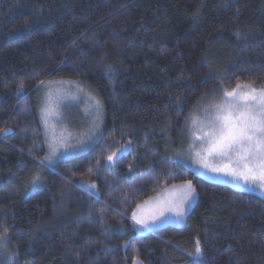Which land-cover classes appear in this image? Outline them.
<instances>
[{
  "label": "trees",
  "instance_id": "trees-1",
  "mask_svg": "<svg viewBox=\"0 0 264 264\" xmlns=\"http://www.w3.org/2000/svg\"><path fill=\"white\" fill-rule=\"evenodd\" d=\"M61 80L100 99L103 130L48 167L41 87ZM237 83L264 86V0H0V264H193L197 240L204 264H264V198L171 157ZM187 180L185 222L137 234L138 205Z\"/></svg>",
  "mask_w": 264,
  "mask_h": 264
},
{
  "label": "snow or ice",
  "instance_id": "snow-or-ice-1",
  "mask_svg": "<svg viewBox=\"0 0 264 264\" xmlns=\"http://www.w3.org/2000/svg\"><path fill=\"white\" fill-rule=\"evenodd\" d=\"M18 91H22V88ZM95 106L99 109V100L95 101ZM42 112L47 123L53 115L51 93ZM192 123L197 130L192 134L190 154L197 164L212 173L230 176L264 192V88L258 89L250 83H237L231 90L223 89V101L213 105L212 111L204 120L194 119ZM197 141L198 148L195 146ZM82 143L83 140H79L72 144L67 137L57 138L53 133L49 141V155L45 157L48 165L54 163L61 148L67 152ZM115 155V153L109 155L108 161L112 162ZM38 180V175L33 177V186ZM88 187L95 188V185ZM172 189L178 192L158 206L156 214L152 217L153 222L165 212L183 217L184 205L194 200L196 196V189L191 180L181 185H173ZM137 223L148 227V222L144 219H138ZM7 243V238L0 236V248L6 247ZM9 264H14V258ZM193 264H204V254L199 240L196 242Z\"/></svg>",
  "mask_w": 264,
  "mask_h": 264
},
{
  "label": "rangeland",
  "instance_id": "rangeland-1",
  "mask_svg": "<svg viewBox=\"0 0 264 264\" xmlns=\"http://www.w3.org/2000/svg\"><path fill=\"white\" fill-rule=\"evenodd\" d=\"M216 61L217 60H215V63L213 64V69L218 71L225 64V60ZM255 87L258 89L264 88V86ZM223 89L231 90L223 87L216 88L197 103L196 107L187 119L185 130L178 140V145L171 146V157L185 163L198 175L208 180L228 184L236 189L256 193L264 198V192H262L258 187H249L243 181H236L230 176L212 173L197 164L193 159V156L190 154V146L193 144L192 134L193 131L197 130L193 127V120H204L206 115L212 111L213 105L223 101ZM49 93H51L53 115L50 116L46 123L42 110L47 106ZM96 100L100 101L93 91L80 81H52L41 87V104L43 105L41 109V123L48 149L46 156L49 155V141L52 138L53 133H55L57 138L67 137L69 142L72 144H76L77 141L83 140L82 144H79L77 147L70 148L67 152L61 148L56 155L54 163L62 159L72 158L85 153L99 140L103 130L104 112L101 101L100 107L97 109L95 106ZM69 134L71 135L69 136ZM195 146L197 148L199 147L198 141ZM213 162L219 163V161ZM54 163L48 165V161L45 158L40 161L41 165L48 167L52 166ZM38 170L41 171L40 169ZM38 176L40 179L41 175L38 174ZM181 184L183 183L174 185ZM172 186L161 190L150 199L143 201L138 205L134 213L136 217L134 220L137 224L134 230L137 234H147L170 223L182 225L185 222L186 216L182 220L176 218L177 216L170 212H165L164 215L156 219L155 222L152 220V217L158 210V206L162 205L164 201L168 200L174 193L178 192V190H173ZM194 200L184 205V209H188L185 214H187V212L191 209V204ZM138 219L146 220L148 222V227H144L137 223ZM135 264L141 263L137 261Z\"/></svg>",
  "mask_w": 264,
  "mask_h": 264
},
{
  "label": "crops",
  "instance_id": "crops-1",
  "mask_svg": "<svg viewBox=\"0 0 264 264\" xmlns=\"http://www.w3.org/2000/svg\"><path fill=\"white\" fill-rule=\"evenodd\" d=\"M191 205H192V204H191ZM189 207H190V206H189ZM187 210H188V209H187ZM187 210L184 211V215H183V217H176V218H179V219H182V220H183V219L185 218V216H186L185 213H186ZM187 213H188V212H187ZM166 219H169V218H166ZM161 221H162V220H161Z\"/></svg>",
  "mask_w": 264,
  "mask_h": 264
}]
</instances>
